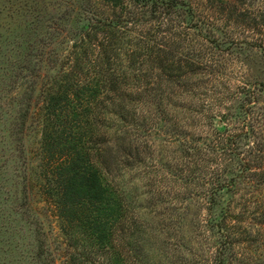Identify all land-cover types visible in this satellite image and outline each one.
Wrapping results in <instances>:
<instances>
[{
    "label": "rangeland",
    "instance_id": "obj_1",
    "mask_svg": "<svg viewBox=\"0 0 264 264\" xmlns=\"http://www.w3.org/2000/svg\"><path fill=\"white\" fill-rule=\"evenodd\" d=\"M35 1L0 0V264H111V253L90 247L77 231L64 235L45 192L37 115L43 96L29 81L33 48L48 38L52 20L51 10L41 11L47 13L36 28ZM224 1L216 18L197 16L198 28L184 12L185 21L174 15L165 26L152 25L161 13L136 12L114 45L112 70L124 86L101 105L97 146L105 150V178L123 200L114 245L124 264H216L219 257L223 264H264V177L244 184L219 145L238 143L248 160L252 148L264 149V0ZM71 27L52 53L68 47ZM168 54L210 68L173 86L154 63ZM55 69L53 60L44 65L47 75ZM254 113L261 117L245 125ZM230 207L245 214L218 228L213 220Z\"/></svg>",
    "mask_w": 264,
    "mask_h": 264
},
{
    "label": "trees",
    "instance_id": "obj_2",
    "mask_svg": "<svg viewBox=\"0 0 264 264\" xmlns=\"http://www.w3.org/2000/svg\"><path fill=\"white\" fill-rule=\"evenodd\" d=\"M49 2L47 4L42 0H36L33 3V11H38L37 22H34L36 28L43 22L42 18L47 13L41 12L44 10H51L49 19L51 18L52 23L51 27H47L50 30L48 38L46 37L44 41L40 39L38 43L42 46L33 48L36 61L31 71L32 77H29L32 93L40 90L43 96V105L37 110V115L40 119L41 155L44 168L49 174L44 185L45 192L52 199L58 218L70 230L65 227L64 235L72 239L73 231H77L90 247L100 252L111 253L109 258L111 264H124L125 260L114 245L116 226L124 218L123 200L105 178L104 157H100L101 152L105 153V150L97 146L101 136L100 118L103 110L101 105L113 95H121V87L124 86L122 80L112 70L114 45L131 24L132 16L136 12L145 11L155 18L161 13L162 21L152 24L159 26H165V23L169 22L168 17L174 15L185 21L181 15L184 12V16L187 15L190 20L188 26L198 28L199 23H202L197 18L198 15H204L209 20L214 19L226 11L224 6L227 2L224 0ZM205 11L210 15L208 16ZM183 20L179 22H184ZM196 21L198 23L194 25ZM69 27L75 31L68 47H63L62 51L56 48L55 53H52L51 46L55 47L61 43L57 38ZM169 57V54L165 58L158 57L154 63L171 77L169 81L173 86H179L178 82L182 79L198 78L199 70L210 68L207 63L196 59L185 60L182 63L183 60L181 62L172 56ZM52 60L56 64V69L47 75L44 73V65ZM254 116L252 118L247 115L248 118L245 117L243 123L246 125L261 117L260 114L256 117L255 113ZM248 133L243 134L248 136ZM219 145L222 146L223 155L229 157L232 162L230 171L232 170L239 179H243L244 184L260 182L256 178L264 177V149L252 148L248 160L241 157L242 152L238 143L223 141ZM227 173L228 171L224 172ZM230 188V183L221 184L215 188L211 198L223 194ZM232 211L231 207L227 208L223 213L225 217L222 220L218 218L213 220L214 224L222 229L227 217L232 216L231 218L241 220L245 214L239 211L237 215H233ZM259 215L264 216V211ZM253 216H256V212ZM44 255L45 247L41 242L38 258L41 259ZM223 260L219 257L216 264H223Z\"/></svg>",
    "mask_w": 264,
    "mask_h": 264
}]
</instances>
